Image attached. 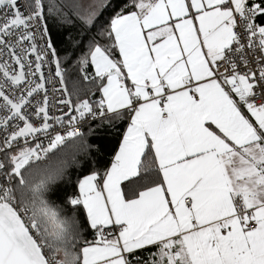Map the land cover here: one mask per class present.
I'll use <instances>...</instances> for the list:
<instances>
[{
	"label": "snow or ice",
	"instance_id": "snow-or-ice-1",
	"mask_svg": "<svg viewBox=\"0 0 264 264\" xmlns=\"http://www.w3.org/2000/svg\"><path fill=\"white\" fill-rule=\"evenodd\" d=\"M0 264H264V0H0Z\"/></svg>",
	"mask_w": 264,
	"mask_h": 264
}]
</instances>
